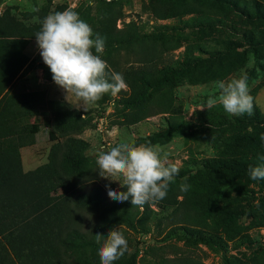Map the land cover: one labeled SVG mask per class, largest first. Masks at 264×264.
Returning <instances> with one entry per match:
<instances>
[{
  "label": "trees",
  "instance_id": "16d2710c",
  "mask_svg": "<svg viewBox=\"0 0 264 264\" xmlns=\"http://www.w3.org/2000/svg\"><path fill=\"white\" fill-rule=\"evenodd\" d=\"M170 1L172 3L151 5L157 19L177 14V3L181 0ZM211 1L221 3L226 0ZM230 1L237 9H245L239 4L243 0ZM119 3L120 0H95L94 4L81 2L73 10L94 33L105 38L106 52L111 48L135 51L144 43L148 44L150 53L153 52L154 36L143 35V40L134 22L122 30L116 29V20L121 13L114 7ZM51 6L52 0H46L31 11L17 12L16 7L7 6L0 12V264H101L98 253L102 245L96 243L95 234L106 236L118 225L147 234L151 225L160 227L162 224L169 227V236L198 234L201 241L221 249L224 264H230L220 239L212 237L206 229L220 186L211 179L204 183L208 187L200 185L197 173L218 168L249 175L251 166L216 157L206 158L193 176L194 180L188 184L187 192L180 190L179 181L171 183L165 199L145 204L140 211V207L131 204V198L124 203L110 199L108 191L96 181L99 177L96 159L87 153L90 144L77 136L92 126L91 110H80L63 99L49 98L44 89H13L15 80L34 68L41 70L43 79L53 80L43 60L30 58L25 53L26 46L36 39L41 21L50 10L57 12L66 8L65 3H57L54 9ZM94 7L97 16L92 12ZM244 11L248 17L254 15L264 21V12L255 4L252 14ZM158 56L159 53H155L152 57L156 59ZM149 60L121 71L127 89L119 93L121 108L116 111L122 119L121 124H135L147 117L164 114L167 125L162 130L136 138L133 142L136 145L164 143L174 133L187 132L189 128L187 121L172 111V87L177 83L174 75H184L188 68L179 72V68L167 65L157 66L154 62L149 65ZM110 99L111 95H105L94 105L100 107ZM229 121L245 122L243 117H233ZM256 122L264 126V118ZM41 126L49 128L47 137L54 142L47 161L25 171L20 148L35 142ZM261 135L264 130L257 137L252 134L243 139L252 142L261 140ZM182 175L184 171L179 170L175 180ZM258 181L264 188V180ZM89 182L92 186L87 189L85 184ZM117 191L127 189L121 187ZM240 214L231 211L228 216L217 220L216 226L215 219H212L210 227L225 233ZM138 251L126 252L115 264H150L137 261ZM166 261L158 264H169ZM174 261L170 264H203L187 257Z\"/></svg>",
  "mask_w": 264,
  "mask_h": 264
},
{
  "label": "rangeland",
  "instance_id": "374dc122",
  "mask_svg": "<svg viewBox=\"0 0 264 264\" xmlns=\"http://www.w3.org/2000/svg\"><path fill=\"white\" fill-rule=\"evenodd\" d=\"M5 1V5H15L19 12L34 10L46 0ZM65 1L52 0L51 8L54 9L57 3L63 4ZM164 2L172 3L170 0H120L114 7L121 13L116 20V29L122 30L128 23L134 22L141 37L154 36L155 49L150 53L146 43L135 51L111 48L109 52L104 51L101 58L107 62L112 72L119 74L124 68L140 65L150 58L152 60L148 61L149 65L153 62L157 66L167 65L173 69L179 68V72L188 68L184 75H174L177 83L172 87V111L187 121L189 128L187 132L174 133L167 142L153 144L160 145L168 154L169 162L184 171V175L174 182L185 183L183 178L187 176L186 183L190 184L206 158L243 162L251 167L264 163L258 159L264 155V141L256 139L248 142L243 139L245 135L253 134L257 137L264 130V126L256 122L264 118V21L256 19L254 15L248 17L244 11L252 14L255 4L264 12V0H243L239 3L245 8L242 10L237 9L230 0L221 3L211 0H181L177 3L176 15L157 19L152 13L151 5ZM96 11L94 7L92 12L97 16ZM50 13L54 12L50 10ZM27 53L31 58L43 60L36 39L28 44ZM155 53H159L156 59L152 57ZM242 73L247 74L250 94L254 97L252 115L245 113L233 116L219 105L212 109L205 108L207 95L214 81L238 78ZM39 77L41 70L32 69L25 79L24 88H45L49 98L60 99L59 92L64 90L60 91L54 81L36 84ZM19 78L15 80L13 89ZM121 97L119 94L112 96V99L100 107L83 104L73 106L80 110H91L92 126L80 135L90 142L87 152L93 156L101 149L108 150L120 142L133 143L138 137L166 128L164 114L147 117L135 124H121L122 119L116 111L121 108ZM233 117H243L245 122L232 123L229 120ZM100 121L102 125L99 127ZM48 129L41 126L40 132L36 134L35 141L38 144L33 145L35 153L44 146L42 142L48 139ZM26 155L27 151H24L23 156ZM197 178H200L199 184L202 186H206L204 183L208 182L207 179L220 186L218 200L211 207L212 217L207 220L206 229L212 237L220 239L222 250L230 264H264V188L259 181L252 180L247 173L218 168L197 173ZM96 181L107 191L106 185L119 190L120 183H123L122 180L120 183L110 181L100 175ZM91 186L90 182L85 184L87 189ZM152 207L157 208L155 205ZM139 210L142 211L143 208L140 207ZM231 211L241 214L225 233L210 227L212 219H215L216 226L217 220L228 216ZM85 221H89L87 217ZM117 227L128 241L127 254L139 250L136 257L138 262L158 264L167 260L170 264L187 257L203 264H224L221 249L201 241L198 234L187 237L177 233L169 236V227L164 224L160 227L151 225L147 234L136 233L124 225L115 228Z\"/></svg>",
  "mask_w": 264,
  "mask_h": 264
},
{
  "label": "clouds",
  "instance_id": "9594fccd",
  "mask_svg": "<svg viewBox=\"0 0 264 264\" xmlns=\"http://www.w3.org/2000/svg\"><path fill=\"white\" fill-rule=\"evenodd\" d=\"M38 11V9H37ZM43 62L50 69L52 79L84 106L94 105L105 95L117 96L127 89L123 76L111 72L102 59L105 38L94 33L92 27L71 8L48 14L35 34ZM206 87V86H205ZM222 106L233 116L252 115L254 97L250 94L247 74L238 78L214 81L205 108ZM260 139L264 141V135ZM101 178L119 182L127 191H117L106 185L110 199L124 203L131 198L133 206L143 207L166 198L169 186L179 175V168L169 162L168 154L160 145L120 142L108 150L101 149L95 156ZM264 161V155L258 157ZM252 180H264V163L249 168ZM180 185L187 192L190 185ZM101 264H115L128 251V241L117 227L107 235L95 234Z\"/></svg>",
  "mask_w": 264,
  "mask_h": 264
},
{
  "label": "crops",
  "instance_id": "0c3cea01",
  "mask_svg": "<svg viewBox=\"0 0 264 264\" xmlns=\"http://www.w3.org/2000/svg\"><path fill=\"white\" fill-rule=\"evenodd\" d=\"M6 4V1L5 0H2L1 4H0V12L7 6H13V7H16L15 5H5ZM5 6V7H4ZM32 40H35V39H32ZM31 40V41H32ZM30 41V42H31ZM29 42V43H30ZM28 43V44H29ZM28 46V45H27ZM27 46L25 48V53L28 55L27 53ZM29 56V55H28ZM30 57V56H29ZM31 58V57H30ZM31 74V70L28 71L27 73H25L24 75L20 76V80L19 82L17 83V85L15 86L16 88L15 89H19V88H24V85H26V82H25V79L28 78V76ZM42 83V84H48V83H51L53 82L52 81H48L46 79H43L42 77H39L36 84L38 83ZM24 83V84H23ZM47 86V85H46ZM59 87V86H58ZM27 90H34V89H28V88H25ZM37 89H44L46 90L45 88H37ZM60 91H62L63 89H61L60 87L58 88ZM58 90V91H59ZM47 92V95H48V91L46 90ZM59 95L60 96V99H63L65 101H67L68 103H70L72 106H77L79 107V105L82 104V102L80 101H77L74 97H70L68 100L66 99L67 97V93L65 91L63 92H59ZM86 129H89V128H86ZM85 130V129H84ZM83 130V131H84ZM82 131V132H83ZM77 136H80L81 138H83L80 134L77 135ZM48 138V137H47ZM85 139V138H83ZM86 140V139H85ZM88 141V140H87ZM54 141L52 140H49L47 139L46 141L42 142V144L44 145L43 147L39 148L38 151L35 153L34 150H33V145H37L38 144V141H35L34 143L30 144V145H25V146H22L20 148V154H21V159H22V167L25 171L27 170H30V169H33L35 167H37L38 165L42 164V163H45L47 161V155H48V152H49V149H50V146L51 144L53 143ZM89 142V141H88ZM90 144V142H89ZM91 146V145H90ZM90 148V147H89ZM89 150V149H88ZM87 150V151H88ZM24 151H27V155L26 157L23 156L24 154ZM88 153V152H87Z\"/></svg>",
  "mask_w": 264,
  "mask_h": 264
},
{
  "label": "built area",
  "instance_id": "2783aa9c",
  "mask_svg": "<svg viewBox=\"0 0 264 264\" xmlns=\"http://www.w3.org/2000/svg\"><path fill=\"white\" fill-rule=\"evenodd\" d=\"M95 0H66L64 3L66 4V8L65 9H68V8H71V9H74L76 8L81 2H84L86 4H93ZM103 1H106V2H110L112 0H103ZM102 125V121L98 122V126L100 127ZM97 126V127H98Z\"/></svg>",
  "mask_w": 264,
  "mask_h": 264
}]
</instances>
